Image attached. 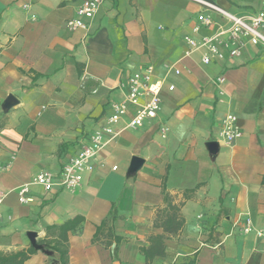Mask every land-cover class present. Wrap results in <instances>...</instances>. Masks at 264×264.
Segmentation results:
<instances>
[{"label":"crops","instance_id":"1","mask_svg":"<svg viewBox=\"0 0 264 264\" xmlns=\"http://www.w3.org/2000/svg\"><path fill=\"white\" fill-rule=\"evenodd\" d=\"M83 1L0 0V258L264 264V46L231 56L229 22L195 0H105L87 28H71ZM210 1L243 16L264 9ZM187 35L218 36L223 56L205 63L208 50H191ZM147 65L164 80L158 115L133 128L131 106L78 188L37 184L42 172L60 177ZM228 114L242 130L231 143Z\"/></svg>","mask_w":264,"mask_h":264},{"label":"built area","instance_id":"2","mask_svg":"<svg viewBox=\"0 0 264 264\" xmlns=\"http://www.w3.org/2000/svg\"><path fill=\"white\" fill-rule=\"evenodd\" d=\"M104 1L84 0L78 8V16L69 19L67 22L68 26L71 28H87V23L84 19H92ZM195 1L206 8L218 12L229 22L226 32L229 34V43L231 44L229 53L231 56L238 55L241 47L246 42L252 45L261 44L264 46V9L259 10L255 14L243 16L232 13L210 0ZM198 20L200 25L210 26L213 23L212 18L204 13L198 16ZM184 38L191 50L202 47L208 50V53L203 57L205 63H209L212 57L221 58L223 56L218 47V36L205 37L202 40H196L189 35ZM218 80L223 81L224 78L220 76ZM126 85L128 92L121 102L113 105V113L108 117L107 124L91 135L90 143L85 145L76 156L68 159L63 166L60 177L55 179L53 174L42 172L35 178L37 184L43 186L46 191L52 190L55 184L69 189L78 188L84 179L85 172L93 168L91 161L101 152L108 141L117 135L118 132L114 126L128 113L131 106L135 107V111L128 123L130 127H141L146 119L154 118L158 115L162 104L164 80L155 78L152 65L141 67L133 72L128 77ZM174 88V85H169L170 90ZM167 131L168 127H162L163 136H166ZM222 135L227 143H231L242 136V130L238 125V118L235 114L226 116ZM25 190L26 188L21 191V201L26 200L23 195ZM3 198L4 194L0 191V203ZM244 230L246 232L253 230L250 219L246 220ZM258 235H262V232L258 231Z\"/></svg>","mask_w":264,"mask_h":264},{"label":"water","instance_id":"3","mask_svg":"<svg viewBox=\"0 0 264 264\" xmlns=\"http://www.w3.org/2000/svg\"><path fill=\"white\" fill-rule=\"evenodd\" d=\"M209 148L212 152H215L218 149V143L217 142H210L209 143ZM142 163V159L139 157H135L133 160V168L136 169L140 166V164ZM34 242V239H32ZM37 245V244H35Z\"/></svg>","mask_w":264,"mask_h":264},{"label":"trees","instance_id":"4","mask_svg":"<svg viewBox=\"0 0 264 264\" xmlns=\"http://www.w3.org/2000/svg\"><path fill=\"white\" fill-rule=\"evenodd\" d=\"M54 249L58 250V247H54ZM62 256V260L65 261V258L63 256H65V251L64 250H58ZM9 260L8 259H4V258H0V264H8Z\"/></svg>","mask_w":264,"mask_h":264}]
</instances>
